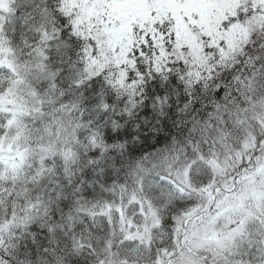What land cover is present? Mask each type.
Listing matches in <instances>:
<instances>
[{
	"label": "snow or ice",
	"instance_id": "6c2138e0",
	"mask_svg": "<svg viewBox=\"0 0 264 264\" xmlns=\"http://www.w3.org/2000/svg\"><path fill=\"white\" fill-rule=\"evenodd\" d=\"M0 264H264V0H0Z\"/></svg>",
	"mask_w": 264,
	"mask_h": 264
}]
</instances>
